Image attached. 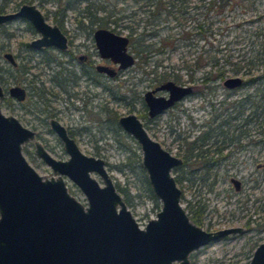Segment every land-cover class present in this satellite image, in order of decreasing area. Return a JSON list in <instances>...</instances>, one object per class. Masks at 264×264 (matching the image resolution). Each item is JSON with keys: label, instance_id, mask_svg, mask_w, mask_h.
<instances>
[{"label": "water", "instance_id": "obj_1", "mask_svg": "<svg viewBox=\"0 0 264 264\" xmlns=\"http://www.w3.org/2000/svg\"><path fill=\"white\" fill-rule=\"evenodd\" d=\"M18 16L27 18L39 32L40 36L29 42L32 47L66 45L59 27L48 24L34 4L23 3L15 12L0 13V23ZM94 36L102 56L119 61L120 66L133 62V56L125 50L127 36L105 28L95 30ZM5 56L13 61L10 52ZM242 83L239 74L222 79L228 89ZM158 89L168 95L154 94ZM191 91L190 84L172 79L147 89L144 99L148 114H158ZM9 92L23 97L20 86H11ZM119 123L138 141L152 191L161 200L156 217L144 227L138 226L114 190L103 160L81 154L71 139L65 138L72 154L67 161L56 160L41 149L38 153L56 172L70 175L85 192L88 205L67 191L61 176L46 178L38 174L21 153V143L32 137V132L0 109V264H172L175 260L188 264L187 254L192 248L243 229L229 226L205 231L193 224L180 204L181 190L171 173L181 158L152 138L135 113L121 116ZM92 169L102 175L105 186L100 187L88 174ZM231 179L238 188L240 180ZM250 264H264V242L254 250Z\"/></svg>", "mask_w": 264, "mask_h": 264}, {"label": "rangeland", "instance_id": "obj_2", "mask_svg": "<svg viewBox=\"0 0 264 264\" xmlns=\"http://www.w3.org/2000/svg\"><path fill=\"white\" fill-rule=\"evenodd\" d=\"M3 1L0 0V3ZM14 1H19V5L22 2L21 0H10L7 6L8 11L16 9L17 6L15 7ZM52 1L43 0L41 4L38 0H34L33 2L41 11L45 12V8L54 10L56 4L59 2V0ZM60 1L63 6L66 0ZM73 1H75L76 7L66 9L64 22L62 20L61 23L65 24L71 32L73 44L83 42L94 53L95 47L91 45L93 41L89 28L83 31L76 30L79 19L74 18V16L80 18L79 12L87 3L90 11L101 16L102 19L91 23L87 17L81 18L85 26H92L93 28L97 26L113 27L116 32L126 35L132 29L134 33H132L131 37H133L134 42H157L159 36L166 33L172 34L179 28L177 19L163 18L162 16L164 14L159 15L156 7L153 8L152 5H144L145 0ZM24 2L28 1L25 0ZM256 5L259 9L264 8V0H256ZM189 9L191 11L188 13L189 17L185 21L184 27L191 29L195 23L194 21L203 19V9L197 14L192 6ZM242 11L230 8L225 10L227 21L214 20L212 25L215 33L208 35L205 39H198L197 41L194 35L191 38H186L184 41L177 42L178 40H175L176 48L167 46L164 53H160L154 57V59L162 62L156 69L157 74L168 68L169 64L177 66L181 65L183 58L189 60L191 58V52L201 44L208 46L211 42L214 45L220 44V46H224L227 43L226 41L232 37L231 35L237 29H234L235 22H240L249 16L248 12ZM47 20L49 22L55 21L53 18H47ZM208 20L209 18L205 19V25L208 24ZM101 22H104V24L100 25ZM243 27H246V25ZM229 29H232L231 33H227ZM36 35L38 33L33 31L32 27L29 26V22L24 18H17L0 25V74L3 76V80L1 81L3 89L13 83L12 72L8 68L9 63L2 57V52L5 50L19 54L17 55L19 61L29 59L31 64L37 63L39 65L38 67L31 68L30 72H38L42 69L41 67L44 65L41 59L44 57H51L52 55L57 60L64 59V55L56 50L48 49L47 51L38 52L24 44ZM189 42H197V46H193L192 43L190 46L188 44ZM228 43L230 47L233 45L231 41ZM1 45L3 50H1ZM84 47L83 45L81 48ZM96 57H98L97 54H95ZM54 63L51 62L54 68L53 70L59 68ZM44 67L45 74L43 73L40 78L47 77L48 67ZM133 68L132 72L125 73L121 76V84L118 83V80L108 82L111 84L116 95H125L126 99L130 100V109L123 102H119L112 97L109 98L107 93L102 91L100 87L91 85L93 90L101 91L100 96L92 99V103H96L98 106H90L95 112L98 109L97 115L80 109H72L71 116L77 124H83L89 127V130L81 133L85 140L82 141L83 143L79 142L80 148L86 153L96 154L94 144L100 145L98 147L100 149L99 155L106 159L107 168L111 172L114 183H118L127 189L129 193L128 207L138 221V224L143 226L149 218L156 216V212L159 210L161 203L159 199L151 197L148 183L144 179L143 172L138 167L137 156L141 153L138 142L132 135L122 130L113 118L129 111L138 113L141 110V103L137 100L134 102L132 96L138 98L137 96H141L146 89L152 88L158 82L153 78L154 72L150 71L152 64L145 65L144 67L135 64ZM179 72L183 74L182 78L186 77L185 69H181ZM51 73L53 74V71ZM196 74L199 75L200 71H197ZM84 85L85 82H81L79 86H75L74 88L80 89ZM215 85L216 89L214 94H207L206 96L189 95L154 118L148 119L147 117H140L148 133L160 141L170 152L176 153L179 149L180 138L187 134H190V136L198 134L201 129V126H198V124L208 120L210 117V100L215 103V106H218L217 112L221 110L218 101L224 98L225 87L221 81ZM54 89L61 95H64L57 87ZM241 92L239 90L236 91L227 97V100L236 98ZM105 97L108 98L110 106L115 110V113H110V117L113 120L110 121V129L103 133L105 136L107 132L108 136L106 138L101 137L99 127H97L105 123L100 120L107 116V113L102 111L100 107ZM63 101L62 103H64ZM10 108L5 103L1 105L3 113H12L13 111ZM97 117L99 120H96ZM249 126L252 127L251 125ZM250 134V138H253L254 141L259 140V142L253 146L248 144L243 150L234 151L229 161L225 160L219 166V184H216L208 192H205L204 189L201 190L204 191L202 193L203 196L209 198L210 206L216 207L218 210L213 216H216V218H219V214L226 216V218L216 221V224L229 223L243 225L247 216L252 218L256 217V220H252L249 227L243 233L233 234L228 238H223L196 249V251L190 254V264H248L254 247L259 242L264 241V131L257 133L255 130H251ZM29 162L38 173L45 175L49 173L46 164ZM258 164L260 166H257ZM181 171L180 169H172V174L175 175L177 172L182 174ZM229 174H234L242 180L241 191L233 193L234 189L228 180ZM92 175L99 179L97 174L92 173ZM100 182L102 181L100 180ZM67 185L68 191L82 203L86 204V197L78 185L69 178H67ZM197 187L195 188L194 185L191 188L188 186L184 187V197L181 199L184 205L197 194ZM257 222H259L258 225ZM259 227L260 229L258 230Z\"/></svg>", "mask_w": 264, "mask_h": 264}, {"label": "flooded vegetation", "instance_id": "obj_3", "mask_svg": "<svg viewBox=\"0 0 264 264\" xmlns=\"http://www.w3.org/2000/svg\"><path fill=\"white\" fill-rule=\"evenodd\" d=\"M7 1H10V0H4L0 4L6 3ZM21 1L22 2L20 5H19V3H20L19 1L13 2L15 7L17 6L16 9H14L12 11H8V9H7L8 5H7L5 11H0V13L13 12V11L15 12L19 9V7L23 3L34 4L40 10L42 15L44 16V20L50 25H57L59 27V29L61 30V32L66 37V45L64 47H59L55 44H49L46 46H42L41 48H34L30 45L29 42H30V40L37 38L40 35H39V32L36 30V28L33 26V24L27 18L18 16V17H15V18H12L10 20H7L5 22L0 23V25H1L3 23H7V22L14 20V19H17V18H24L29 22V26L32 27L33 31L38 33V35L32 37L30 40H28L27 42L24 43L26 46H29L38 52L47 51L49 49V50H56L58 52H61L64 55V59H61V60H57V59L53 58L52 55H51V57H44L43 59H41V62L43 63V65L48 67V71H47V77L46 78H40L43 73L45 74V71L43 69V68H45L44 66H42L41 67L42 69H40L38 72H30L31 68H33L35 66L38 67L39 65L37 63L31 64V61L29 59H24L22 61H19L17 59V55H19V54H14L10 50H5L2 52V57L4 58V60H6L9 63L8 68L12 72L13 83H11L9 86H7V87H5V89H3V86L1 84V81L3 80V76L0 74V85L2 88V96L0 97V109H1V105L3 103H5L6 106H10L11 107L10 110L13 112L8 113V114L4 113V114L13 116L20 123V125H22L23 127L27 128L28 130H30L32 132V137H30L28 140H25L21 143V153L23 154V156L25 157V159L28 161L29 164H30L29 161H32V162H36V163L41 162V163H44L48 166L49 173H47V175H45V174L38 173L37 170L30 164L35 169V171L38 174L42 175L43 177H46V178L55 177L56 178L57 176H61V178L65 184V187L68 191L67 178L71 179L76 185H78V184L70 177V175L68 173H66V171H57L56 172L54 170V168L50 164H48L47 161H45L42 158V156L38 153V150L41 149V150L45 151L48 155H50L52 158H54L56 160L67 161L72 157V154L67 149V145L69 147L70 143L66 144L65 138L67 137L68 139H71V141L74 144L73 147L75 149H77V151H79L81 154H84L86 156H92L94 158H100L103 160V167L111 178L110 180H111V183L114 187V190L120 195V197L122 198V200L124 201V203L126 205V208L130 211V214L135 219L130 208L128 207L129 193L127 192L126 188L120 186L118 183H114L111 172H109V170L107 168L106 159L103 156L99 155L100 149L98 147H100V145L94 144L96 154L86 153L80 148L79 142H82L83 140H85L83 135H81V133L89 130V127H87L83 124H80V125L77 124V122H75V120L72 118L71 112H72V109H76V110L80 109V110L87 111L89 113H93V114L97 115L98 109L95 112L90 108V106H93V105L98 106L96 103H94V104L92 103V99L100 96L101 91L93 90L92 86L100 87V89L102 91H105L107 93L109 98L112 97L113 99H116L119 102H123L124 104L128 105L129 109H130L131 108V106L129 105L130 100H127L125 95L124 96L116 95V93L113 91L111 84H109L108 82H113V80H118V83L121 84V76L125 73L132 72L135 64L137 66H140V67H144L145 65L152 64V68H150V71L154 72L152 70L153 69V62L145 63V64L144 63L139 64L137 62V57H136L134 51L132 50V46H131V43L133 41L132 40L133 38L131 37V35H132V33H134L132 29H130L129 34L126 35V34H121V33L116 32L113 29V27L110 28V27H106V26H97V27L93 28L92 26H88V27L85 26V24H83L81 18L87 17L91 23L95 22L96 20L102 19L101 16H98V15H96L90 11L88 3H87V5H88L89 10L83 11L84 7L86 6L85 5L79 12L80 18H78L76 16H74V18H77V20L79 19L78 20V26L76 27V30H82L83 31V30H86L89 28V32L92 36V41H93L91 45L93 47H95V53L92 50H89L88 45L84 44L83 42H81L79 44H73V36H72L71 32L69 31V29H67L65 24L61 23L62 20L64 22L66 9H73L76 7L75 1L66 0L62 6V2L59 0V2L56 4L54 10H49L48 8H45V12L41 11V9L33 2L34 0H27L28 2H24L25 0H21ZM41 1H43V0H38V2L40 4H41ZM44 1H51V0H44ZM52 2H54V0ZM67 2H69V5H70L69 7H67V5H66ZM145 4L147 5L146 0L144 1V5ZM47 18H53L55 21L49 22L47 20ZM103 24H104V22H101L100 25H103ZM98 28H105V29H108V30L116 33V34L127 36L128 41L126 43V49L125 50H126V52L130 53L133 56V62L131 64H128L126 66H120L119 61H113L110 57L102 56L100 54V51H99V48L97 46L95 36H94L95 30H97ZM133 43L139 47H143L146 45V43L142 42V41L133 42ZM83 45L85 47L81 48V47H83ZM71 46H74V47H71ZM129 46H130V49H129ZM1 50H3L2 45H1ZM6 52L11 53V55L13 57V61H11L7 56H5ZM95 54H97L98 57L95 58ZM51 62H55L54 64L58 65L59 68H55V70H53L54 68L52 67ZM52 71H53V74L51 73ZM168 79H172V78H168ZM164 80H166V79H164ZM164 80H161V81L156 80V82H158V84H160ZM172 80H174V79H172ZM220 81L222 82V80H220ZM81 82H85V85L83 86V88L75 89L74 87L79 86V84ZM175 82L179 83V84H190L192 86V91L190 93L182 96L180 99L174 101V103L171 106L167 107L166 109L159 112L158 114L164 112L165 110H167L170 107H173L178 102H180L183 98H185L189 95H195L193 93V89H194L193 87L194 86L192 83H190V82L183 83V82H177V81H175ZM158 84H156V85H158ZM11 86H20L23 89V97H18L16 95L11 94L9 92V88ZM155 86H153L152 88H154ZM55 87H57V89L59 91H61V93H63L64 95H61L58 91H56L54 89ZM152 88H148V89H152ZM145 91L142 93L141 96L140 95L137 96L138 98H136V96H132L133 97L132 99L134 102L137 100L141 103V108H140L141 110H139L138 113H136L134 111H129L127 113L117 115L116 118L115 117L113 118V120H116L118 126H120L122 130H124V128H122V126L120 125L119 118L125 114L131 113V112L135 113L145 128H146V126L140 117H147L148 119H151V118H154L158 115V114H155L153 116H150L148 114V107H147V104H146L145 99H144ZM154 94H156V95L161 94V95L167 96L168 92L166 90L158 89V90L154 91ZM134 95H135V93H134ZM62 100H64L63 101L64 103H62ZM103 100L104 101L100 107H101L102 111H105L107 113V116H105V118H102L100 120L101 122H105V123H103L102 126H97V127H99L101 137L106 138L108 136L107 132H106L105 136L103 133L106 130L110 129V121L112 120V118L110 117V113L111 114H112V112L115 113L114 112L115 110L112 108V106H110V103H109L107 97H105ZM1 111H2V109H1ZM2 113H3V111H2ZM96 120H99V118L97 117ZM53 121L56 122V124H58L60 127H62L64 133H62L60 130H58L57 128L54 127ZM198 126H201V129H203V130H207L209 128V126H205V124L203 122L198 124ZM201 129H200L199 133L196 135L190 136V134H187V135L183 136V137H186L187 141H192V142L196 141V144H191V145H194L193 147L186 148V151H185L184 150V146H185L184 141H181V139L183 138L182 137L179 140L180 144H179V149L177 150V152L176 153L171 152L175 156H178L181 158V162L172 167V169L182 170L181 171L182 174H180V172H177L175 175L173 174L175 183L181 190L180 204L184 208L185 213L187 214L189 220L193 224H195L196 226H199L202 229H204L205 231H213V230H216L219 228H225V227H229V226H240L243 229L241 231L225 234V235L220 236L216 239H210L209 241H207L203 244H200L197 247L192 248L191 250H189V252L187 254V258L189 260L188 264H190V259H189L190 254L193 253L194 251H196V249H198L199 247L206 245V244H209V243H212V242H215V241H218V240H221L223 238H228L233 234L243 233L244 231H246V228L249 227L250 222L252 220H256V217L252 218V217L247 216L243 225H237V224L233 225V224H229V223L228 224H226V223L216 224V221H220V219L226 218V216L221 215V214H219V218H216V216H213L215 213H217L218 210L216 207L210 206L209 198H205L203 196L202 193L204 191H202L201 189H204L205 192H208V191L212 190L216 184L218 185L219 184L218 178L220 177L219 176L220 175L219 174L220 164L225 160L229 161L230 157L233 156L234 151L243 150L244 148L247 147L248 144L253 146V145L257 144L259 142V140L254 141L253 138H252V140H249L248 139L249 135H251L249 133V135H247V137L245 138L246 140L243 139L244 140L243 143H245V146L240 147V146H237L233 143H227L223 146L222 153L218 154L217 153V146H216L217 139L215 137H213L217 133L213 134L212 137H210V138L200 140V139H197L196 137L201 134V132H202ZM227 131H229V129H223L222 133H225ZM147 132H148V130H147ZM247 133L248 132H246V134ZM152 138H154V137H152ZM140 150H141V148H140ZM140 152L141 153L138 154V156H137V163H138V165L140 164L142 166L143 171L142 170L141 171L143 172L144 179H146V181L148 183V187H150V191L152 192V194L154 196L153 198L159 199L154 194V192L152 191L151 185H150L149 180H148L147 171L144 168V166L142 165V161H141L142 151H140ZM210 152L215 154L214 156H212V158L214 157L213 159H215V160H213L214 164H212V167L206 171V170L202 169L203 165L199 164V162H201L200 156H203L206 153L210 154ZM217 154H218V156H217ZM257 166H260V165L258 164ZM263 166H264V164H263ZM172 169H171V173H172ZM92 173L97 174L99 176V179L96 178L94 175H92ZM88 174L97 181V183L100 187H103L106 185L102 175L97 170H95V169L88 170ZM232 177L238 178L240 180L238 188L235 187L234 182L231 179ZM100 180L102 182H100ZM228 180L234 189L233 193H237V192L241 191L242 180L239 177H237L234 174H229ZM184 183H187V184H184ZM193 185L195 188L197 187V185L199 187V188L197 187V190H196L197 194L194 195L192 200H189V201L186 200L187 201L186 205H184L181 201V199L184 197V194H183L184 193V187L188 186L189 188H191V187H193ZM78 187L80 188L79 185H78ZM82 192L84 193V195L86 197L85 192L83 190H82ZM124 192H126V196H127L126 198H125ZM71 195H73V194H71ZM77 200H79V199H77ZM159 201L161 203L160 199H159ZM82 204L84 206L88 205L87 197H86V204H84V203H82ZM116 208L119 209L120 205L117 204ZM160 208H161V205H160ZM160 208H159V210H160ZM155 217H151V218H155ZM148 220L146 221V223L148 222ZM135 221L138 224V221L136 219H135ZM146 223L143 226H140L138 224V226L144 227L146 225ZM258 224H259V222H257V225ZM259 229H260V227L258 228V230ZM261 242H264V241H261ZM261 242H259L254 247V249L250 255L248 264H250V260L252 258L254 250L256 249V247ZM174 262H175V264H178L177 260L173 261L172 264Z\"/></svg>", "mask_w": 264, "mask_h": 264}, {"label": "trees", "instance_id": "obj_4", "mask_svg": "<svg viewBox=\"0 0 264 264\" xmlns=\"http://www.w3.org/2000/svg\"><path fill=\"white\" fill-rule=\"evenodd\" d=\"M8 2L0 4V11H5ZM146 3L153 8L156 7L159 15L164 14L163 18L177 19L179 25L172 34L166 33L159 36L157 42L146 43L143 47L136 46L134 41L131 43L139 64L153 62L154 80L172 78L177 82H190L194 86L195 95L206 96L214 94L215 84L224 77L236 74L243 77V83L240 86L232 89L225 88L224 98L218 101L220 111H216L218 106L210 100L211 115L203 122L209 128L201 129V134L196 138L203 140L217 133L213 137L217 139V153L221 154L223 146L227 143L245 146L243 139L249 135L250 130H255L257 133L264 131V8L259 9L256 0H146ZM66 5L69 7V2ZM190 6L194 8L196 14L203 9V19L194 21L191 29L184 27L189 17L188 13L191 11ZM228 8L243 10L242 12H248L249 16L240 22H235L234 29H237L224 46L214 45L211 42L208 46L201 44L191 52L189 60L183 58L181 65L177 66L169 64L168 68L157 74L156 69L162 62L154 59L156 55L164 53L167 46L176 48L175 40L184 41L195 35L198 41L215 33L212 25L214 20L227 21L225 10ZM88 10L86 5L83 11ZM206 18H209L207 25H205ZM244 25L246 27H243ZM231 31L232 29H229L227 33ZM230 41L233 43L231 47L228 46ZM191 43L197 46V42L188 44L191 46ZM181 69H185V78H182L183 74L179 72ZM197 71H200L199 75L196 74ZM238 90L242 91L241 94L227 100V97ZM223 129H229V131L222 133ZM248 139L252 140L250 137ZM181 141H184L185 151L186 148L194 146L191 144H196V141H187L186 137H183ZM214 155L210 152L200 156L199 164L203 165V170L207 171L212 167ZM138 166L143 171L142 166L140 164ZM148 188L150 190V187ZM124 195L126 198V192ZM150 195L154 197L151 191Z\"/></svg>", "mask_w": 264, "mask_h": 264}]
</instances>
